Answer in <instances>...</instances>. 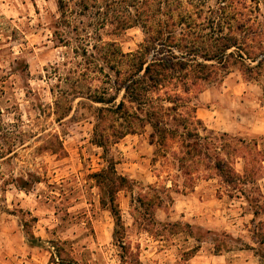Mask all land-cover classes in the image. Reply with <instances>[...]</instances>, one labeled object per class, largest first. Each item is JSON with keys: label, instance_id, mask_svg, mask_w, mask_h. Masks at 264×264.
Instances as JSON below:
<instances>
[{"label": "rangeland", "instance_id": "374dc122", "mask_svg": "<svg viewBox=\"0 0 264 264\" xmlns=\"http://www.w3.org/2000/svg\"><path fill=\"white\" fill-rule=\"evenodd\" d=\"M223 1L245 11V17L231 20L233 28L219 23V12H211ZM59 4V0H0V264H60L45 246L27 242L24 221H29L36 236L66 241L65 251L77 264H132L121 260L123 249L113 237L115 219L102 206V190L93 177L111 158L118 173L134 180L133 189L121 190L117 200L127 246L139 254V264H190L193 258L199 261L195 264H264V258L249 248L264 254V246L253 240V214L246 198L241 193L229 196L214 169L191 159L188 168L183 167L177 138L166 145L151 143L152 127L147 124L109 144L107 154L93 142L98 108L106 106L96 101L103 88L114 94L110 79H121L119 86L126 78L119 77L118 70L134 71L131 63L147 64L162 47V36L149 25L169 21L171 27L165 32L171 30L177 37L198 31L205 38L256 34V40L264 41V0H64L62 7ZM182 17L197 25L188 29L186 23L180 24ZM125 19H131V26L117 28V21ZM240 21L249 29H237ZM119 49L134 55L122 63L115 54ZM174 50L188 51L180 46ZM110 52L114 56L108 57ZM198 59L216 65L200 55ZM240 65L233 63L202 81L191 104L197 105L206 128L200 129L202 136L225 132L253 145L251 162L263 167L257 183L264 192V67L248 79ZM235 166L243 172L244 160L237 158ZM30 173L42 178L30 190L12 184L6 191L1 189L5 179ZM150 185L160 189L163 199L154 209L152 224L143 208L140 213L136 210L138 195L149 191ZM260 218L264 216L257 221ZM167 222L181 225H162ZM223 231L234 240L227 239L217 251L214 233L221 236Z\"/></svg>", "mask_w": 264, "mask_h": 264}, {"label": "trees", "instance_id": "16d2710c", "mask_svg": "<svg viewBox=\"0 0 264 264\" xmlns=\"http://www.w3.org/2000/svg\"><path fill=\"white\" fill-rule=\"evenodd\" d=\"M62 7L64 0H59ZM211 12H219L221 22H227L228 26H234L231 20L237 17H245V11L234 5L223 1L217 9H211ZM64 13V11H63ZM182 17L180 24L186 23L187 28L195 27V20L189 21L188 18ZM211 21V19H209ZM117 28H127L132 24L131 19L117 21ZM149 25L148 23H146ZM195 25V26H194ZM221 28L223 24H220ZM237 29H249L247 23L239 22ZM171 27L169 21H159L157 26L149 25V29L157 32L162 36V47H159L155 54L146 61L139 63H131L135 67L134 71L122 69L118 70V76L125 75L122 83L117 86L115 78L113 87L116 91L110 93L109 87L105 86L102 90V95L96 101L106 106L99 107V114L96 117L94 126L93 142L104 149L107 154L108 146L111 143L118 142L121 138L129 133H135L137 130L143 129L147 124L152 127L150 133L151 143L166 145L169 139H178L182 148V155L178 157L181 165L188 168V159L196 165H205L208 169H214L224 183H226L229 191V196L243 194L252 210L253 217L251 219V232L253 240L259 246H264V192L258 185V177L261 174L263 167L259 162H251L253 156V145L247 142L244 138L236 137L229 133H217L216 135L202 136L201 128H204L203 120L198 116V107L196 104H191L194 90L200 86L202 81L209 80L212 76H218L219 69L226 70L233 63H241V69L244 71L248 79L257 77L264 67V41L254 37L248 38L247 35L238 38L236 34L228 35H211L205 38V35L194 31L182 34L177 37L171 30L165 32ZM190 31V30H189ZM167 34L163 38L164 34ZM180 40V41H179ZM112 43H107V46L112 47ZM188 49L176 53L174 49ZM233 51H229L231 48ZM118 49V48H117ZM256 49H261L259 52ZM118 60L124 63L127 59L134 55L133 53H125L119 49L116 51ZM200 55L205 60H214L213 63H206L198 59ZM114 56L110 52L108 57ZM134 60L136 56H133ZM234 58L233 61L230 59ZM251 61V62H248ZM255 62V64H252ZM217 66V67H215ZM130 67V64L128 68ZM126 68V67H125ZM108 76H110L108 74ZM123 90V95L118 100L120 91ZM107 97H104L106 96ZM198 92L195 97H197ZM103 96V97H102ZM108 105V106H107ZM206 129V128H204ZM51 137L46 141L51 142ZM54 144V143H52ZM59 148L63 149L62 143L58 141ZM54 152L57 148L51 149ZM237 158L244 160L243 172H239L236 168ZM108 166L93 174L98 185L101 187V204L107 207L114 219V240L119 242L123 249L121 260L124 263L139 264V254L129 250L127 246V233L125 223L122 217V211L118 203V193L123 189H133L134 180L118 173L116 162L114 159H109ZM257 164V165H255ZM42 181L39 175L30 173L28 177H11L5 179L1 189L6 191V186L14 185L15 187L28 191L36 183ZM138 204L136 210L144 209L143 213L149 216L150 223H154V209L163 204V199L160 195V189L150 185L149 191L140 193L136 199ZM36 221V217H33ZM167 227H179L180 222H167L162 224ZM26 228V240L32 246H45L51 253L53 261L60 264H77V261L65 251L64 244L66 241L60 239L45 240L40 236H36L32 231L29 221H24ZM184 226L191 228L189 223ZM207 233L212 231L207 230ZM215 249L222 251L227 239H233V235L223 231L220 238V233H214ZM226 239V240H225ZM200 240V237L197 238ZM225 242V243H224ZM199 245H197L198 247ZM253 248L258 254L264 258L256 247ZM194 249L191 250V254Z\"/></svg>", "mask_w": 264, "mask_h": 264}, {"label": "crops", "instance_id": "0c3cea01", "mask_svg": "<svg viewBox=\"0 0 264 264\" xmlns=\"http://www.w3.org/2000/svg\"><path fill=\"white\" fill-rule=\"evenodd\" d=\"M198 111V110H197ZM195 262H199V261H195V259L193 258L190 264H195ZM203 262V261H202Z\"/></svg>", "mask_w": 264, "mask_h": 264}]
</instances>
